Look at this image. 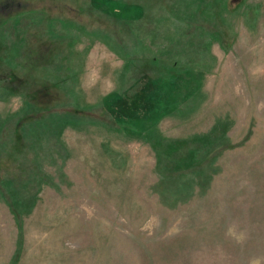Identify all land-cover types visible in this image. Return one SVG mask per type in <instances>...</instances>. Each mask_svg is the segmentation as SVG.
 <instances>
[{"label":"rangeland","instance_id":"obj_1","mask_svg":"<svg viewBox=\"0 0 264 264\" xmlns=\"http://www.w3.org/2000/svg\"><path fill=\"white\" fill-rule=\"evenodd\" d=\"M0 264H264V0H0Z\"/></svg>","mask_w":264,"mask_h":264}]
</instances>
